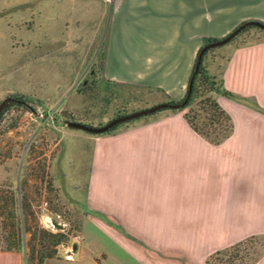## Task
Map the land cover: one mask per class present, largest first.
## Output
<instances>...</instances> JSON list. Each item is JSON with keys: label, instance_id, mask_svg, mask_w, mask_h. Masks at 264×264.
I'll return each mask as SVG.
<instances>
[{"label": "crops", "instance_id": "1", "mask_svg": "<svg viewBox=\"0 0 264 264\" xmlns=\"http://www.w3.org/2000/svg\"><path fill=\"white\" fill-rule=\"evenodd\" d=\"M40 3L52 5L54 28L57 9H66L71 52L79 59H96L104 46L105 79L141 87L133 109L182 99L206 37L221 39L245 21L264 22V6L222 10L220 0ZM84 25L92 29L89 45L81 43ZM224 79L249 101L218 96L235 125L219 145L195 132L183 111L170 109L96 137L86 196L91 214L67 264H207V255L224 245L222 235L264 234V112L251 102L264 108V40L233 48ZM177 234L197 236L198 243L148 237ZM0 264H25V253L0 249Z\"/></svg>", "mask_w": 264, "mask_h": 264}, {"label": "rangeland", "instance_id": "2", "mask_svg": "<svg viewBox=\"0 0 264 264\" xmlns=\"http://www.w3.org/2000/svg\"><path fill=\"white\" fill-rule=\"evenodd\" d=\"M219 4L222 10H255L264 6V0H220ZM44 7L40 0H0V102L12 96L27 101L32 107L14 101L8 105L0 121V197L7 205L4 209L0 206V247L8 242L4 239L12 234L13 220L18 215L23 220L28 219L24 226L31 225L34 229L38 225L51 232H68V241L60 244L57 255L45 262L67 264L76 245L84 241V225L91 214L86 196L96 137L112 134L90 133L71 127L67 122L104 125L117 117V110L129 99V104L137 101L135 95L141 87L108 83L103 74L94 75L91 67L95 59H79L80 54L71 52L74 45L69 43L70 29L64 25L66 9H57L60 24L54 28L50 24L52 5ZM209 16L206 11V17ZM106 31L105 25L99 45L104 41ZM91 32L88 26L81 27L82 44L89 45ZM257 40H264V31L252 28L235 41L217 47L207 58L209 69L213 66L217 72L233 48ZM128 92L133 95L126 94ZM132 109L131 106L128 110ZM13 206L15 216L11 210ZM52 220L64 227H55ZM109 222L116 227V220ZM80 226L83 229L79 234ZM128 228L123 231L131 232L132 228ZM31 235L28 231L23 235V253L29 252ZM248 236L222 235L224 245L210 252L207 259L216 250ZM148 237L162 242L172 241L179 246L198 243L197 236ZM130 238L146 244L143 237ZM259 246L258 242L254 244V247ZM262 251L256 264H264V249ZM235 261L233 259L231 263Z\"/></svg>", "mask_w": 264, "mask_h": 264}, {"label": "trees", "instance_id": "3", "mask_svg": "<svg viewBox=\"0 0 264 264\" xmlns=\"http://www.w3.org/2000/svg\"><path fill=\"white\" fill-rule=\"evenodd\" d=\"M252 28H258V27L255 26L246 27L230 42L235 41L236 39L241 37L243 34L248 32ZM215 40H217V38L206 37V43ZM260 41L262 40H257L254 43ZM245 45L248 44H243L241 46H245ZM215 49L216 48L210 49L205 53L202 63L200 65V69L194 75L197 58H198L197 55L185 96L180 100H174L172 98H168L167 100L168 103L177 104L183 101L186 97H188V103L185 105V107L167 108V109L180 110V111L185 110L184 118L187 120L190 127L195 132L202 135L205 139L217 145V144H221L227 138H229L234 132V128H235L234 121L231 115L220 105L218 101V96L222 95L242 102H247L249 100L245 97L233 93L226 87L225 79H224V71L228 58L226 60V63L223 66L219 67V69H217L218 71L216 73H212L210 71L207 63V58L212 52L215 51ZM91 68L93 70L94 75H96L97 73H101V74L103 73L105 68V53L103 50L100 51L95 61L93 62ZM192 78H193V84L190 90V83L192 81ZM107 82L114 83L113 81L110 80H107ZM132 93L133 92H128L126 94L133 95ZM129 102H131V99H129L128 102L124 104L121 109L117 110L115 114L117 117L129 113H133L141 109V108H135L132 110H128L130 106ZM251 102L254 108L264 112V108H262L256 101H251ZM10 104H14V102H11ZM7 108L8 106L1 113L0 121L3 113L7 110ZM160 111L161 110L150 115H154ZM129 123H131V121L118 124L113 128H111L105 134L116 133L120 127L127 126ZM86 124L93 125L91 123H86ZM10 191L13 192V190ZM3 199L4 198L0 197V206H2V208L4 209L6 208L7 205L3 203L2 201ZM11 210L13 211L12 212L13 216H15L14 206L13 209ZM1 215L3 216L4 213H2ZM25 221L28 222V219L23 220L18 215L17 217H15V219L13 220L15 228L12 231L10 237L4 239V242L8 241L6 245L0 247V249L2 250L22 252L23 235L27 231L31 232L32 235L30 240L28 241L29 252L28 253L25 252V264H45L47 259L53 258L57 255L58 253L57 247L60 244L67 242L69 239L70 235L66 231L51 232L49 230L39 228L38 225H36L35 228L33 229V226L31 225L30 226L28 225V227L24 226ZM257 242L260 243V246L254 247V244ZM263 249H264V234L250 235L230 246L216 250L207 259V264H256L259 261L260 257L262 256ZM237 252L238 254L235 255L234 253ZM233 259L237 260V262L235 261L236 263H231Z\"/></svg>", "mask_w": 264, "mask_h": 264}, {"label": "water", "instance_id": "4", "mask_svg": "<svg viewBox=\"0 0 264 264\" xmlns=\"http://www.w3.org/2000/svg\"><path fill=\"white\" fill-rule=\"evenodd\" d=\"M248 26H255V27H258V28H260V29H262L264 31V22L259 21V20H249V21H245L244 23H242L239 26H237L235 29H233L230 33H228L226 36L222 37L221 39H217L215 41H211V42L206 43L199 50L197 63H196V69H195L194 75L200 69V65L202 63L203 57H204V55H205V53L207 51H209L210 49L217 48V47H220V46H223V45L229 43L243 29H245ZM192 84H193V78H192V81L190 83V90L192 88ZM14 101L18 102L20 104H24V105H27V106L31 107V105L25 100L17 99V98L12 97V96H7L0 102V115L3 112V110L11 102H14ZM187 103H188V97H186L183 101H181L180 103H177V104L168 103V102L159 103V104H156V105L148 107V108L140 109V110L135 111L133 113H129V114H126V115L115 117V118L111 119L108 123H106L104 125H101V126L88 125V124H86L84 122H79V121H68L67 123H68V125H70L71 127H74V128L82 129V130H85V131H88V132L94 133V134H101V133L108 132L111 128H113L114 126H116L118 124H121V123H124V122H127V121L135 120V119L141 118L143 116H147V115L153 114V113H155V112H157L159 110H162V109L182 108V107H185V105ZM52 224L55 227H58V228L64 227L63 224L58 223V222H56L54 220H52Z\"/></svg>", "mask_w": 264, "mask_h": 264}]
</instances>
